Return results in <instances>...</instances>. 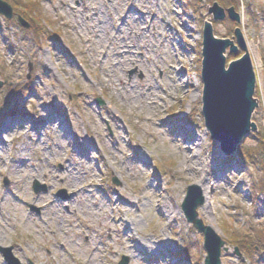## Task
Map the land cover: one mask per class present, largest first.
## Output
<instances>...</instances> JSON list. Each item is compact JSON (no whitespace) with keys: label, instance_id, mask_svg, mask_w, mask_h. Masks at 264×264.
Here are the masks:
<instances>
[{"label":"rangeland","instance_id":"obj_1","mask_svg":"<svg viewBox=\"0 0 264 264\" xmlns=\"http://www.w3.org/2000/svg\"><path fill=\"white\" fill-rule=\"evenodd\" d=\"M4 1L16 17L0 15V264L3 249L20 264H205L182 211L201 181L222 264H264V0ZM215 3L240 24L213 20ZM208 22L220 39L239 28L259 60L249 53L257 130L231 156L202 115Z\"/></svg>","mask_w":264,"mask_h":264},{"label":"water","instance_id":"obj_2","mask_svg":"<svg viewBox=\"0 0 264 264\" xmlns=\"http://www.w3.org/2000/svg\"><path fill=\"white\" fill-rule=\"evenodd\" d=\"M209 12L217 21L224 20L228 14L232 21L241 22L240 16L233 8L226 12L218 3H215ZM0 15L7 19L13 18V8L4 0H0ZM19 21L23 27H29L21 17ZM235 39L236 42L232 39L217 38L213 25L209 22L205 24L201 70L202 115L211 139L219 144L221 152L226 156L235 154L244 138L257 130L256 124L252 122L253 114L258 107V101L254 98L256 73L239 28L235 30ZM240 49L245 54L228 65L226 56L228 50L231 54L237 55ZM42 189L43 187L35 184L36 193ZM205 202L206 197L202 188L191 185L182 203V211L187 222L204 237V249L207 253L205 264H222V254L229 249L226 241L200 219L198 209L203 207ZM1 251L9 264H19L10 249ZM235 253L240 255L238 249ZM120 264H129V260L124 258Z\"/></svg>","mask_w":264,"mask_h":264},{"label":"bare ground","instance_id":"obj_3","mask_svg":"<svg viewBox=\"0 0 264 264\" xmlns=\"http://www.w3.org/2000/svg\"><path fill=\"white\" fill-rule=\"evenodd\" d=\"M28 28H30V26ZM246 44H247V49H248L249 53L253 52V54L256 56L255 59H256V63L258 64L259 60H258V56H257L256 48H255L254 44L252 42H247ZM3 139H4V137H1V142L3 141ZM2 144H4V143H2ZM72 184L73 183H71V181L69 182V181L66 180V186L69 188V190L72 191V194L75 195L77 192L75 190L74 191L72 190L74 188V186ZM198 186L201 187L202 190L204 191L205 197H206V201H207L210 198V195H211V183H210V181H204V182L201 181L198 184ZM73 245H74V242H73ZM73 245H71L72 248H73Z\"/></svg>","mask_w":264,"mask_h":264},{"label":"trees","instance_id":"obj_4","mask_svg":"<svg viewBox=\"0 0 264 264\" xmlns=\"http://www.w3.org/2000/svg\"><path fill=\"white\" fill-rule=\"evenodd\" d=\"M13 2L15 3L14 6L17 5L15 9H20V8H19V4L21 3V1H20V0H13ZM20 5H21V4H20ZM22 13H23V12H22ZM23 14H24V13H23ZM21 15H22V14H21ZM22 16H23V15H22Z\"/></svg>","mask_w":264,"mask_h":264}]
</instances>
